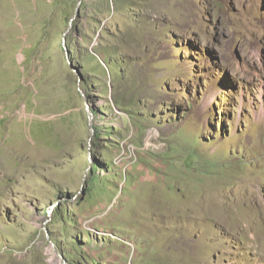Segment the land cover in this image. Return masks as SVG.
<instances>
[{"label": "rangeland", "instance_id": "1", "mask_svg": "<svg viewBox=\"0 0 264 264\" xmlns=\"http://www.w3.org/2000/svg\"><path fill=\"white\" fill-rule=\"evenodd\" d=\"M0 164V264H264V0H0Z\"/></svg>", "mask_w": 264, "mask_h": 264}, {"label": "water", "instance_id": "2", "mask_svg": "<svg viewBox=\"0 0 264 264\" xmlns=\"http://www.w3.org/2000/svg\"><path fill=\"white\" fill-rule=\"evenodd\" d=\"M65 49H66V52L68 53V50L66 47H65ZM90 125L92 126L91 118H90Z\"/></svg>", "mask_w": 264, "mask_h": 264}, {"label": "bare ground", "instance_id": "3", "mask_svg": "<svg viewBox=\"0 0 264 264\" xmlns=\"http://www.w3.org/2000/svg\"><path fill=\"white\" fill-rule=\"evenodd\" d=\"M2 163V162H1ZM2 166H1V164H0V168H1ZM4 167V166H3ZM162 201V200H161Z\"/></svg>", "mask_w": 264, "mask_h": 264}]
</instances>
